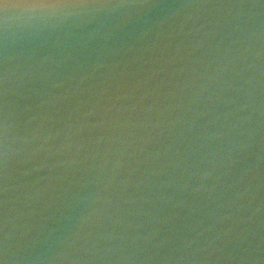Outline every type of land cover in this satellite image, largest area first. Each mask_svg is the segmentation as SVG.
<instances>
[{"label":"water","instance_id":"1","mask_svg":"<svg viewBox=\"0 0 264 264\" xmlns=\"http://www.w3.org/2000/svg\"><path fill=\"white\" fill-rule=\"evenodd\" d=\"M0 264H264V0H0Z\"/></svg>","mask_w":264,"mask_h":264},{"label":"clouds","instance_id":"2","mask_svg":"<svg viewBox=\"0 0 264 264\" xmlns=\"http://www.w3.org/2000/svg\"><path fill=\"white\" fill-rule=\"evenodd\" d=\"M7 5H5V7H6Z\"/></svg>","mask_w":264,"mask_h":264}]
</instances>
